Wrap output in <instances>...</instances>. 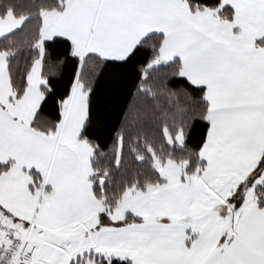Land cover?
I'll return each mask as SVG.
<instances>
[{"label":"crops","instance_id":"0c3cea01","mask_svg":"<svg viewBox=\"0 0 264 264\" xmlns=\"http://www.w3.org/2000/svg\"><path fill=\"white\" fill-rule=\"evenodd\" d=\"M223 5L233 10L232 22L220 20L216 10L193 14L186 0H64L61 10L42 14L40 47L63 39L82 61L88 54L124 60L147 37L162 33L155 64L178 61L182 77L205 89L209 130L200 152L204 168L194 176L207 192L217 189L224 197L215 200L219 209L208 222L174 214L170 223L155 215L125 226L129 235L146 239L143 244L156 254L155 264H264V206L258 207L257 199L234 207L227 203L239 185L264 170L259 164L264 153V0H223ZM25 21L11 15L0 20V39ZM41 72L39 59L24 95L13 101L8 61L0 53V166L9 165L0 174V220L20 237L28 239L24 233L34 224L54 234L73 232L87 246L85 239L95 238L91 232L102 224L92 197L93 148L81 138L88 93L78 74L57 131L40 134L31 123L43 99ZM58 142L64 146L54 157ZM31 172L44 179L43 191L35 188ZM173 203L163 201L151 209L157 213ZM210 205L208 200L206 208ZM149 235L168 239L155 242ZM53 246L64 253L59 242Z\"/></svg>","mask_w":264,"mask_h":264},{"label":"trees","instance_id":"16d2710c","mask_svg":"<svg viewBox=\"0 0 264 264\" xmlns=\"http://www.w3.org/2000/svg\"><path fill=\"white\" fill-rule=\"evenodd\" d=\"M186 1L193 14L216 10L220 20L234 19L233 10L224 6L223 0ZM63 4L64 0H0V20L9 13L14 18L26 19L19 30L0 39V53L8 61L13 101L24 95L34 63L42 60L43 99L31 128L46 136L57 131L63 103L70 97L79 74L88 93V116L81 138L93 148L92 190L108 209L115 208L128 189L146 191L164 182L155 166L156 159L186 163L188 175L201 173L204 164L200 152L209 130L206 92L182 77L178 61L155 64L163 34L150 35L124 60L88 54L82 61L73 54L70 42L58 38L45 41L41 48L42 14L61 10ZM263 163L264 153L259 164ZM8 169L9 165L0 166V174ZM31 176L37 188L39 175L31 172ZM253 177L233 193L231 201L236 205L243 202L244 190L252 187ZM255 192L258 207L262 208L264 184L256 187ZM101 218L106 225L123 224L111 222L103 214ZM129 219L136 220L132 215ZM95 258V264H133ZM80 261L79 257L71 264Z\"/></svg>","mask_w":264,"mask_h":264},{"label":"rangeland","instance_id":"374dc122","mask_svg":"<svg viewBox=\"0 0 264 264\" xmlns=\"http://www.w3.org/2000/svg\"><path fill=\"white\" fill-rule=\"evenodd\" d=\"M170 143L172 144L173 142L170 141ZM178 143H181V138L178 140ZM63 146L61 142H58L55 147L54 157L61 153ZM155 166L164 179V182L152 185L146 191L137 190L135 188L128 189L118 205L113 209H108L103 199H99L95 195H92L96 210H99V216L103 214L105 219L123 224L116 227L117 231H114L108 230L111 228H107V226L101 222L102 224H100L94 232H91V235H95V238L92 237L90 240L85 239V244L87 246H84L83 243L80 242L77 234L73 232L60 231L54 234L50 231L42 230L38 225L34 226L33 224L30 226L24 234L36 249L33 260L37 263L41 262L40 264H71L72 260H75L80 254H83L84 256L82 255L80 257L81 261L79 264H95L96 255L107 261L112 259L130 260L129 258H133L140 262L138 264H155L157 262L156 259H154L156 254L151 253V250L143 244L146 239L140 237V235L133 237L129 235V231L125 230V226L133 224L132 220H127L129 215L134 216V218L136 217L135 221L138 222L140 219L137 217L144 219L150 217V219L153 220L155 219V215H159V219L163 217L162 220L164 222L170 223L173 222L171 216L174 214L180 216L177 218L187 217L188 220H193L197 217L200 219L202 217L201 221L208 222L214 219L213 214H215L216 211L214 212L213 210H215V208L219 209V206H216L215 200L224 197L223 191L211 189V193L207 192L203 182L201 183L197 180V176H194V174L188 175L186 173V163H178L172 160L161 162L156 159ZM256 175L253 177L255 179L251 181L252 184L250 186L252 187H248L244 190L243 202L250 203L257 199L255 189L264 184V170L257 178ZM40 178L39 176V181H41ZM42 181L39 182L37 188L35 187L39 191H43L44 189V181ZM48 185L52 186L55 190V186L51 181ZM167 200H173V205L169 208L164 206L163 211H157L159 214L151 209ZM196 200H200V202L193 203V201ZM208 200H211L213 205L206 208ZM227 203L229 207H234L236 204L232 202L231 199L228 200ZM146 205L148 208H146L144 213L142 209L146 207ZM201 221L199 223H201ZM133 226H135V224H133ZM155 236L156 235H149L147 239H152L155 242H160L158 239H168V237H166L167 235ZM54 242H59L63 245V248H65L64 253H59V250L55 249L53 246ZM95 249H100L104 253L94 254L90 252V250ZM85 251H89V253L85 255ZM112 256L115 257L112 258ZM158 256L162 259V252Z\"/></svg>","mask_w":264,"mask_h":264},{"label":"built area","instance_id":"2783aa9c","mask_svg":"<svg viewBox=\"0 0 264 264\" xmlns=\"http://www.w3.org/2000/svg\"><path fill=\"white\" fill-rule=\"evenodd\" d=\"M35 247L16 229L0 220V264H32Z\"/></svg>","mask_w":264,"mask_h":264}]
</instances>
